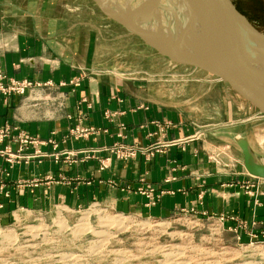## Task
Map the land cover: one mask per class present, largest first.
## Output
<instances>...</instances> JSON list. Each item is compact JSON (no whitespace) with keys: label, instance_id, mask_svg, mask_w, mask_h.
Instances as JSON below:
<instances>
[{"label":"crops","instance_id":"crops-1","mask_svg":"<svg viewBox=\"0 0 264 264\" xmlns=\"http://www.w3.org/2000/svg\"><path fill=\"white\" fill-rule=\"evenodd\" d=\"M99 12L93 0H0V73L41 84L0 96V222L102 202L154 219L192 209L201 219L234 215L246 223L245 239L264 233V195L257 202L241 187L254 178L238 144L247 139L264 164V119L209 127L208 119L233 120L240 110L227 84L199 83L175 103L148 78L112 67L102 45L110 24ZM196 103L215 116L195 115ZM77 126L89 133L77 138ZM25 135L37 142L22 145ZM114 144L151 149L127 161L111 156L104 170L107 152L86 153ZM148 186L155 204L141 192Z\"/></svg>","mask_w":264,"mask_h":264},{"label":"rangeland","instance_id":"rangeland-1","mask_svg":"<svg viewBox=\"0 0 264 264\" xmlns=\"http://www.w3.org/2000/svg\"><path fill=\"white\" fill-rule=\"evenodd\" d=\"M232 2L259 31L264 33V0H232ZM99 14L103 13L101 14L100 11ZM107 22L110 24L111 34H105L102 45L110 65L148 78L153 87L162 90L160 95H164L165 98L167 95L174 96L175 103H178L184 94L198 92L199 83L205 84L206 88L217 87L220 84L225 87L228 85L202 70L172 62L137 36L128 33L118 23L110 19ZM206 95L208 102L214 99L211 92H206ZM231 95L240 108L233 120L226 121L224 118H218L210 112L209 108L205 112L198 103L191 107L196 109L195 115H206L207 118L211 115H213L211 117H217L208 119L206 125L209 127L233 123L249 126L248 124L260 120L256 118V112L259 110L233 90ZM169 101L173 102L174 99L170 98ZM199 108L201 111L198 110ZM118 213L129 216L128 226L117 231V236L110 238L103 246L104 251L101 254L92 252L94 248L92 234L85 231L87 234L78 235L84 231H73L71 228L85 215L89 217L93 225H96L99 215L111 216ZM55 221L59 227L62 226L61 228L65 229L63 232H60L59 227L53 224ZM159 221L167 222V228L154 226ZM140 223L151 224L143 226ZM40 225H44L48 230L49 235L45 240L29 239L28 236H24L26 228L40 227ZM64 227L70 228L73 234L72 232L64 233L68 230ZM0 230L2 231L0 233V264H164L167 260L165 257L167 252L164 248L173 245L183 249L187 262L184 258L182 261L185 264L204 263L207 251L216 253L213 259L224 264L233 260L238 264L247 262L264 264V233H251L245 239V230L235 232L228 227L221 228L211 218L199 220L195 217L177 216L168 220H152L147 216L120 212L102 202L82 209L58 206L47 212H20L9 224L0 222ZM26 238L29 241L24 242ZM63 254L68 256L64 258Z\"/></svg>","mask_w":264,"mask_h":264},{"label":"water","instance_id":"water-1","mask_svg":"<svg viewBox=\"0 0 264 264\" xmlns=\"http://www.w3.org/2000/svg\"><path fill=\"white\" fill-rule=\"evenodd\" d=\"M93 1L159 54L220 79L264 114V33L232 0ZM238 144L248 173L264 179L247 139Z\"/></svg>","mask_w":264,"mask_h":264},{"label":"built area","instance_id":"built-area-1","mask_svg":"<svg viewBox=\"0 0 264 264\" xmlns=\"http://www.w3.org/2000/svg\"><path fill=\"white\" fill-rule=\"evenodd\" d=\"M218 81H221L220 79L216 78ZM46 86L48 84H45ZM41 87V84L35 83L29 79H23V80H17L15 78H8L5 74L0 73V96H3L5 100L10 98L11 96L14 95H25L28 93V91L34 90L35 88ZM256 118L257 119H264V114L261 113L260 111L256 112ZM162 131L164 130L163 128L161 129ZM71 133L76 136L77 138L84 137L86 136L89 131L87 129H82L80 127H75L72 129ZM37 141L31 138L30 136H23L21 137V143L22 145H26L29 143H36ZM177 141H169L166 142L165 145H174L176 144ZM154 146V145H153ZM151 148H142V147H135V146H130V147H125L123 144H114L109 147H103L99 149H91L87 150L86 153L88 155L90 154H95L98 152H107L110 156L103 158L100 160V168L102 170L109 168L110 162L112 160L111 156H116L117 158H120L121 160H130L133 159L137 153L139 152H145V151H150ZM8 154L10 155V151L7 150ZM253 181H244L241 184V187L244 189V191L249 194L250 196H255L257 198V202L260 200V196L264 195V191H259L261 184L259 183L260 178L254 177ZM256 179V181H255ZM143 194H145L150 201V204H155L157 202V195L155 190L151 187L148 186L144 190L141 191ZM96 204V203H94ZM3 205L0 204V208ZM29 212V210L27 211ZM194 210H183L182 215L180 216H189V217H195L194 215ZM152 220H155L154 218L148 217ZM197 219H201L198 217H195ZM208 219H214L217 223V225L221 228L223 227H228L230 230L235 231V232H240L244 230L246 227L245 221L241 220L237 216L234 215H227V214H219V215H211L206 217ZM162 220H168V219H162ZM230 222H234L236 225H229Z\"/></svg>","mask_w":264,"mask_h":264},{"label":"bare ground","instance_id":"bare-ground-1","mask_svg":"<svg viewBox=\"0 0 264 264\" xmlns=\"http://www.w3.org/2000/svg\"><path fill=\"white\" fill-rule=\"evenodd\" d=\"M94 211H95V209H94ZM101 212H102V210H101ZM98 213L100 214V212H98ZM84 214H87V212H84ZM128 217L129 216H125V215L119 214V213L115 214V215H111V216H109V215L106 216V214L105 215L101 214L98 216V223L96 225H93V223H91L89 221V217L87 215H85L84 217L79 219L80 221L78 220L79 224L77 223L75 226H73L71 228L73 231H84L82 234L80 233L78 235L87 234L86 232L92 234L94 237V240H93L94 248H93L92 252L95 254H101L104 251L103 246L105 244H107V242L110 240V238L117 236V234H116L117 231L124 229L128 226V223L130 220V219H128ZM58 221H62V220H58ZM53 224L55 226H58L57 221L53 222ZM140 224L143 226H148L151 223H140ZM166 225H167V222H163V221H159V222L154 224V226L159 227V228H163V227L167 228ZM61 227L62 226L59 227V231L63 232L65 229H62ZM51 228H49V230ZM64 228H66V227H64ZM66 230L67 231L64 233H67V232L71 233L72 232V234H73V231L70 228H66ZM0 233H2L1 230H0ZM48 235H49L48 230L44 225H40V227L30 226V227L26 228L25 234H24V236L25 237L28 236L29 239L38 238V239H42V240H45L48 237ZM27 241H29V240L27 239L24 242H27ZM32 246H34V244ZM173 246H166L164 248V250L167 252V253H165V257L167 260L164 264H185V262H187V261L184 258L183 249H181V247H177L176 245H175L176 247H173ZM206 253H207V258H206L205 262L203 261L204 263H201V264H224V263H221V261L213 259L214 257H216V253H214L212 251H207ZM102 255H104V254H102ZM67 256L68 255L63 254L62 257L66 258ZM54 257H56V256H54ZM183 258H184L185 262L182 261ZM58 260H59V258H58ZM233 261H229V263L227 261V263L228 264H238V263L233 262ZM160 263H162V262H160ZM245 264H258V263L247 262Z\"/></svg>","mask_w":264,"mask_h":264}]
</instances>
